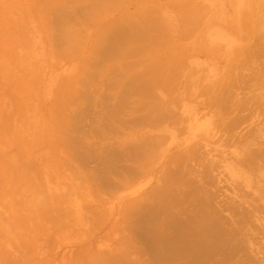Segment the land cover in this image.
Returning a JSON list of instances; mask_svg holds the SVG:
<instances>
[{
  "label": "rangeland",
  "instance_id": "374dc122",
  "mask_svg": "<svg viewBox=\"0 0 264 264\" xmlns=\"http://www.w3.org/2000/svg\"><path fill=\"white\" fill-rule=\"evenodd\" d=\"M262 1L117 0L90 21L65 0H0V264H206L213 235L237 244L225 263L264 264V158L240 162L264 150ZM143 21L121 50L145 51L107 55L105 24ZM138 139L144 173L126 159ZM192 213L185 241L174 222Z\"/></svg>",
  "mask_w": 264,
  "mask_h": 264
},
{
  "label": "bare ground",
  "instance_id": "6f19581e",
  "mask_svg": "<svg viewBox=\"0 0 264 264\" xmlns=\"http://www.w3.org/2000/svg\"><path fill=\"white\" fill-rule=\"evenodd\" d=\"M65 1H68V2L72 3V5L75 7V9L79 11L80 15L85 20L88 19V20L91 21V20L97 19L103 12H105L106 10H108V8L111 5H113L117 0H65ZM236 1L239 3L240 6H243V5L247 4V1L248 0H236ZM236 1L234 0V2H236ZM261 4L263 5L264 4V1H262ZM243 10H242V12H243ZM202 15H203V8H201V7L193 8V9H190L188 12H185L184 21L189 26H192V28H193L194 25H197V21L199 20L198 18L200 16H202ZM236 19H237V17H236ZM70 20H71V18H69V17L65 18L63 20V22L61 20V23L63 24V27L60 30L59 35H60V37L62 39L61 41H63V43H64V45H63L64 47L66 45L68 47V42L70 40H72L75 37V35L77 34L76 31H74L72 29H68V28L65 27V24L68 25V23H69ZM161 24H162L161 21L160 22H157L158 27H160ZM106 25L107 24H105V26ZM109 25L110 26L107 25V27H105V26L103 27L102 26L105 29V30L103 29L104 30V33H105V35L108 36L109 43L115 44L117 46H114L116 48H112L111 52H107V55L108 56H112V57H115V58L122 57L124 55L125 56H128V55L129 56H134L135 54L137 55L141 51H145V49H147V48H144V47H138V48L135 47L134 49L132 48L133 51L123 52V50H121V45L127 43L126 41H130V40L131 41H133V40L140 41V39L146 38L147 36L150 35L149 34L150 33L149 32V30H150L149 29L150 24L147 23L146 21H143V24L142 25H139V24H132L131 25L130 24V26L128 25V28L126 30H124V28H123V30H121V29L115 30V29H113L112 24H109ZM216 31H217L218 38H220V39L222 38L223 39L224 38L223 33L220 32V30H216ZM99 32H101V30H99ZM96 37H97V35H96ZM97 39H98V37H97ZM96 40H95V42H96ZM63 50L64 51L65 50L67 51L66 48L63 49ZM133 53H134V55H133ZM130 86L131 85H129L126 88V90H129V87ZM131 88H132V86H131ZM86 94H88V95L90 94L91 95L92 93H89L88 91H86ZM125 95H127V94L125 93ZM254 135H256V134H254ZM259 135H262V134H259ZM256 137H254V138H256ZM125 152H126V159L129 162H131V169H130V171L131 172L132 171H136V172L142 171V173H144L145 172V165L142 162H143V159L145 158L144 156L148 152L146 151L143 142L140 139L130 141L129 142V145L128 146H125ZM244 153H245L244 156L247 157L248 159L247 158L246 159L243 158L242 160H240V162L242 164H245V165L248 164L250 166L251 165L253 166V165H255V163L257 162L258 159H260L262 157L264 158V150H262V149H261V151L260 150L259 151H252L249 148H247V149L245 148V152ZM123 155L125 156V154H123ZM261 162H262V160H261ZM257 165H258V163H257ZM261 168H264V165H260L259 166V169H261ZM262 177L264 178V175ZM159 189H160V191L158 190V192L163 191V189H161V188H159ZM157 194H159V193H157ZM250 214H252V213H250ZM197 215L198 214H195V213H192L190 215L189 214H186V216L184 217V219H181L180 218V219H178V220H176L174 222L176 234H181V235L183 234V235H185L187 237V240H185V241H189L190 240V237L192 236L191 235V233H192L191 229H194V230L196 229L195 226H194V224L196 222ZM241 215H245V212H241ZM247 215H249V212H248ZM241 230H242V228H241ZM202 235H203V233H202ZM213 237H215L213 239V241H207V244H206L207 245V252H208L207 253V256L205 257L206 258V264H227L225 262L227 261L228 254L230 253V251H233L234 250V246H235L236 243H234V246H233L232 245L233 243H231V241H220L215 235H213ZM201 241H203V237L201 238ZM51 243H54V242H51ZM190 246L191 247H194L195 249H197L198 250L197 252L200 251V249H199L200 248V244H190ZM235 247H237V244H236ZM54 248H55V246H54ZM122 248L123 249L125 248V241H121V249ZM201 249H203V245L201 246ZM121 252L122 251H120V250L118 251L117 257L119 256V254ZM71 254L73 256L74 253L71 252ZM71 254L70 255L68 254V255L71 256ZM56 256L57 255H55V253L52 254L51 252H49V253H47L45 255V257H41L40 259H38V261L33 262L32 264H52L56 260ZM78 256H80V255H76L74 258H71L68 261H67V259L65 261L64 260L65 258L63 259V257H62L63 261L62 262L60 261L61 263H59V264H82V263H80V261H79L80 258ZM64 257H66V255ZM108 258H107V255L106 254H97V255H95V254H89L88 255V259L89 260L87 259V261H85V264H102ZM111 258L115 259V257H111Z\"/></svg>",
  "mask_w": 264,
  "mask_h": 264
}]
</instances>
